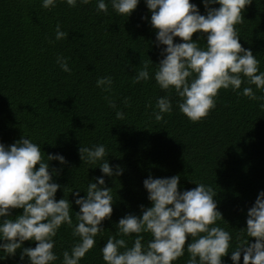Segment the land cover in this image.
<instances>
[{
    "label": "trees",
    "instance_id": "trees-1",
    "mask_svg": "<svg viewBox=\"0 0 264 264\" xmlns=\"http://www.w3.org/2000/svg\"><path fill=\"white\" fill-rule=\"evenodd\" d=\"M190 2L205 14L201 0ZM41 3L0 0V143L11 145L27 136L40 145L42 155L64 156L63 165L49 161V171L58 170L53 180L61 188L55 198L69 199L73 226L79 206L70 192L80 189V196H85L87 185L103 175L114 197L111 219L102 222L104 229L79 264H105L101 248L110 236L132 246L136 234H118L115 224L126 214L141 215V205L151 206L142 183L149 175H178L180 191L195 188L194 182L211 186L223 217L216 226L231 234L232 248L237 237L245 239L247 210L264 190V109L259 107L264 103V92L246 82L238 91L251 87L260 99L220 89L215 108L206 118L192 122L179 111L176 93L161 90L152 78L153 64L163 58L164 46L158 48L154 43L155 29L144 0L128 18L114 12L110 4L107 14L98 13L96 0L87 5L78 0L76 7L58 0L51 9L42 8ZM242 17L236 26L239 42L251 50L260 62V71H264V0H252L242 10ZM57 24L67 33L65 39H55ZM197 35L193 34L194 40ZM198 44L205 46L203 37ZM58 55L67 58L71 74L60 69ZM144 63L149 65V80L133 83ZM105 76L112 78L110 90L96 86ZM165 96L171 101L172 112L156 121V100ZM118 111L122 119L117 118ZM99 144L109 154L110 167L115 171L119 166L122 174L108 177L98 165L81 161L80 146ZM21 213L22 209H13L11 215ZM72 231L67 225L57 231L53 248L57 260L53 264H63V253H71L80 242ZM141 235L146 247L152 237L150 233ZM248 239L255 242V238ZM189 242L186 239L185 246ZM35 246L34 241L22 245ZM230 255L222 258L223 264H232ZM188 259L185 248L184 255L173 264H187ZM0 264H28V260L25 257L21 261L17 250L15 256L0 260Z\"/></svg>",
    "mask_w": 264,
    "mask_h": 264
},
{
    "label": "clouds",
    "instance_id": "clouds-1",
    "mask_svg": "<svg viewBox=\"0 0 264 264\" xmlns=\"http://www.w3.org/2000/svg\"><path fill=\"white\" fill-rule=\"evenodd\" d=\"M57 2L42 0L41 7L51 9ZM61 2L76 7L78 0ZM91 2L79 0L83 5ZM139 2L96 0V11L107 14L110 4L114 12L128 18ZM144 3L151 13L150 25L155 29L154 43L158 48L164 46L158 64L149 59L156 66L152 78L161 90L176 93L180 98L179 111L190 121L198 122L209 115L220 89L260 99L251 87L238 91L246 82L264 92V71H260V62L251 50L241 46L236 27L243 21L242 10L252 0H201L205 14L190 0H144ZM194 33L198 34L195 40ZM66 37L67 33L57 24L55 39ZM177 37L180 42H174ZM202 37L204 47L198 44ZM56 63L63 72L71 74L66 57L58 55ZM148 68V63H144L133 83L148 81ZM112 83V78L105 76L96 81V86L110 90ZM110 107L115 108V104ZM259 107L264 109V103ZM155 108L153 115L160 121L162 114L172 112L170 99L157 98ZM117 118H123L119 111ZM78 151L82 162L98 165L102 174L108 177L122 174L119 166L115 171L110 167L103 144L80 146ZM49 161L66 163L61 154L42 155L40 145L27 136L11 145L0 143V260L13 257L20 250V260L27 257L28 264H53L57 260L54 237L62 225H67L80 242L72 247L71 253H63V264H79L104 229L102 222L111 219L114 197L102 175L87 185L85 196H80L78 188L79 191L70 192L79 206L77 223L73 226L69 199L55 198L61 185L53 180L58 170L52 168L50 172ZM179 179L178 175L166 178L149 175L143 180L151 206L141 205V215L126 214L115 224L118 234H136V239L128 247L124 239L110 236L101 248L105 264H173L184 255L185 248L189 253L187 264H223L222 258L229 252L232 264H240L241 254L243 264H264V190L259 191L247 210L246 238L237 237L232 248L231 234L216 226L223 217L217 210L213 188L194 182L195 188L180 191ZM13 209H22V213L13 217ZM142 233H150L152 237L146 247L141 243ZM249 237L255 238V242L250 243ZM186 239H190L187 246ZM25 241H34L36 246L22 247Z\"/></svg>",
    "mask_w": 264,
    "mask_h": 264
}]
</instances>
